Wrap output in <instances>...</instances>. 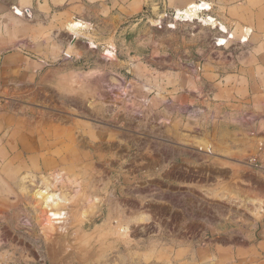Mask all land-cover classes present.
I'll return each mask as SVG.
<instances>
[{
    "label": "crops",
    "instance_id": "obj_1",
    "mask_svg": "<svg viewBox=\"0 0 264 264\" xmlns=\"http://www.w3.org/2000/svg\"><path fill=\"white\" fill-rule=\"evenodd\" d=\"M190 2L207 3L209 10L198 16L210 17L225 31L197 20L169 27L174 11ZM196 6L207 8L204 3ZM25 14L48 25L43 27L50 36L36 44L41 62L61 57L65 37L58 35L69 33L68 24L81 23V34L89 24V35L92 31L95 37L111 41L99 57L106 69L130 65V71L142 70L139 46L149 51L154 37L168 46L175 32L170 30L195 29L185 34L194 69L161 65L153 78L156 82L159 78L166 93L158 104L160 128L145 133L149 139L159 138L163 151L160 191L147 192L160 199V210L134 206L142 194L135 187L121 189L115 180L103 181L107 188L100 192L108 191L110 202L102 222L92 229L96 235L88 244L91 250L66 254L62 264H264V158L259 169L242 164L256 156L257 145L264 143V0H0V85L9 76L28 82L41 68L18 52L4 53L9 48L10 23H23ZM218 37L223 45H217ZM127 41L136 47L131 49ZM91 42L83 49L94 54ZM107 48L113 54L110 59L104 56ZM190 108L204 112L190 121L186 116ZM83 109L86 117L55 111L47 116L0 112V264L41 261L40 240L34 235L27 242L21 240L15 221L25 211L26 188L33 180H51L61 169L90 165L89 152L83 150L104 129L90 121L88 117L95 116L86 106ZM76 129L82 131L79 136ZM75 140L80 142L79 151L73 146ZM185 177L191 178V184L183 182ZM186 189L196 201L187 210L179 202L190 193ZM115 194L128 200V206L116 205ZM112 217L123 223L127 219L129 240L122 228L116 235V222L109 223ZM139 217H144L145 225L136 224ZM157 231L162 238H154ZM58 244L46 241L44 264H51L50 254ZM62 246L74 247L72 240Z\"/></svg>",
    "mask_w": 264,
    "mask_h": 264
},
{
    "label": "rangeland",
    "instance_id": "obj_2",
    "mask_svg": "<svg viewBox=\"0 0 264 264\" xmlns=\"http://www.w3.org/2000/svg\"><path fill=\"white\" fill-rule=\"evenodd\" d=\"M202 3L207 5L206 9L195 11L191 16L186 15L187 17L178 15L181 11L191 13L193 6ZM206 10H209L207 3L190 2L185 9L174 11L171 16L172 24L169 27L174 28L175 22L182 24V22L193 23L197 20L201 21L203 25L225 31L223 26L218 25L210 17L198 16L200 12ZM170 13L171 11H169ZM25 15L26 20L23 23H10L9 48L4 53L18 52L31 61L39 63L41 68L34 71V75L29 78L31 80L28 82L22 81L20 79L22 77L9 76L7 82L0 85V97L3 99L0 112L17 111L27 115L47 116L51 111H55L85 116L86 110H81V107L85 108L86 106L89 113L95 116L88 117L90 121L104 129L99 138L90 140L88 147L84 148L83 145L81 148H84L83 151L89 152L90 165L88 167L77 166L61 169L56 173V176L51 177V180L45 178L38 181L33 180L32 185L26 188L25 211L15 221L18 225L16 229L18 234L23 236L21 240L27 242L33 235L34 238L40 240L38 249L42 253L41 261L36 264H44V246L49 240L59 243L54 248V254L56 262L62 264L66 254L72 252L74 255H81L91 250L88 244L96 235V231H92V229L95 224L102 222L110 202L108 191L100 192L103 186V188H107L105 185L102 186L103 181L115 180L121 189L135 187L137 192L142 194L136 199L134 206L141 210L145 208L149 211L151 209L160 210V199H154L153 195L151 196L147 192L160 191V178L163 170L161 166L164 162L160 158L163 151L160 139L157 137L156 140L149 139L145 133L148 130L160 128L162 120L158 119L161 110L158 104L164 100L162 95L165 96L166 93L163 92L164 90L161 91L165 85L160 83L159 78H157V82L153 78L160 74L161 65L168 66L170 69L172 67L182 68V66L190 70L194 69L192 67V46L185 34L186 32L192 33L195 29L180 27V30H170L175 32L170 34L168 46L154 37L149 51H144L141 46L137 51L134 49L140 53L138 61L142 63V70L130 71L129 69H132L130 65L121 69L111 66L107 69L101 67L105 63L104 60L99 61L103 48L111 45V41L105 42L95 37L92 31L89 35L87 32L92 27L89 24H86L88 29L83 32V36L86 35L90 39L78 37L69 50V53L71 52L69 56L66 55V51L73 36L70 32L61 33L58 36L65 37L61 57L41 62L42 57L35 52L36 49L38 50L36 44L50 36L49 30L44 29V24L33 22L30 14ZM168 17L170 18V15ZM204 19L211 20V22L205 23ZM158 27L161 28V25ZM201 30L206 33V27H202ZM89 40L96 43V49L93 48L94 54L85 52L83 49ZM15 42L19 43L16 47L13 46ZM223 44L224 40L218 37L217 45ZM126 45L130 47L128 41ZM135 45L131 42L132 48H130H135ZM104 56L107 59L113 57V55L107 56L105 52ZM145 68L148 70H144ZM151 68L155 71H151ZM93 69L95 70L92 71ZM171 89V87L167 88L169 91ZM64 103L67 104V107L64 106ZM98 113L100 116H97ZM74 131L77 136L82 132L80 129ZM76 143H78L77 146ZM73 146L77 147L79 151L80 142L75 140ZM96 148L100 152L96 153ZM78 153L80 154V152ZM82 161H85L84 158ZM181 161L186 162L187 158L182 157ZM183 182H186V185L191 184V178L185 177ZM150 183H155V186L150 187ZM186 185L184 186L187 188ZM47 187H49V191ZM109 187L113 190V184ZM186 191L190 193H186L184 201L179 200V202L184 204L187 210L192 208L196 201L193 199V192L187 189ZM114 199L116 205L128 206L129 201H123V197L120 195L115 194ZM223 202L222 205H224ZM61 205L63 206V215H60L62 218L54 220L59 216L57 211L60 210ZM114 222L118 228L115 231L116 235L120 236L118 230L122 228V232H125L124 239L129 240L130 231L124 226L128 222L127 219L123 223L121 218L112 217L109 223L114 224ZM145 223L144 217H139L136 220L137 225H145ZM154 234V238L163 237L161 231ZM116 235L110 232L111 239H114ZM68 240H72L74 247H66L65 250L62 245ZM21 264H25V262ZM45 264L47 263L45 262Z\"/></svg>",
    "mask_w": 264,
    "mask_h": 264
},
{
    "label": "built area",
    "instance_id": "obj_3",
    "mask_svg": "<svg viewBox=\"0 0 264 264\" xmlns=\"http://www.w3.org/2000/svg\"><path fill=\"white\" fill-rule=\"evenodd\" d=\"M3 105V99L0 97V108ZM204 112V110L200 109V108H195V109H191L187 112V117L189 119H194L196 117H198V115L200 113ZM211 118V117H209ZM257 150V155L256 156H252L250 158H247L246 160L243 161V165L245 167H249L252 169H259L261 166V162L260 159L264 158V143H260L257 145L256 147Z\"/></svg>",
    "mask_w": 264,
    "mask_h": 264
},
{
    "label": "bare ground",
    "instance_id": "obj_4",
    "mask_svg": "<svg viewBox=\"0 0 264 264\" xmlns=\"http://www.w3.org/2000/svg\"><path fill=\"white\" fill-rule=\"evenodd\" d=\"M203 9V6H196V8L194 10H192L193 12H179L178 15L181 16V17H184L186 15H193L195 13V11H201ZM198 13V12H197ZM187 17V16H186ZM195 17V16H194ZM180 18V17H179ZM192 18V17H191ZM205 23H207L205 20H204ZM83 24L81 23H70L67 25V30L72 34V36L76 37V36H79L81 34V31H83ZM91 42V41H90ZM91 47H94L95 45L91 42L89 43ZM107 56H112V52L110 51V49H107L106 51H104Z\"/></svg>",
    "mask_w": 264,
    "mask_h": 264
},
{
    "label": "water",
    "instance_id": "obj_5",
    "mask_svg": "<svg viewBox=\"0 0 264 264\" xmlns=\"http://www.w3.org/2000/svg\"><path fill=\"white\" fill-rule=\"evenodd\" d=\"M86 29H88V25H87V28H86ZM86 29H85V30H86ZM83 34H84V33L82 32V34L79 35V36H76V37L73 36V39L70 41L69 47H68V49H67V51H66V55H67V56H69V54L71 53V52L69 53V50L72 48V46H73L75 40H77L78 37H84L85 39H90V38H88V36H86V35L83 36ZM89 41H92V40H89ZM93 42H94V41H93ZM94 43H95V42H94ZM95 44H96V43H95ZM131 83H132V82H131ZM133 83H134V82H133ZM54 191H55V190H54ZM62 208H63V206L61 205V206H60V210L57 211V213L59 214V216H57L54 220H61L62 217H60V215H63ZM50 257H51V264H58V263L56 262V255H55L54 253L50 254Z\"/></svg>",
    "mask_w": 264,
    "mask_h": 264
}]
</instances>
